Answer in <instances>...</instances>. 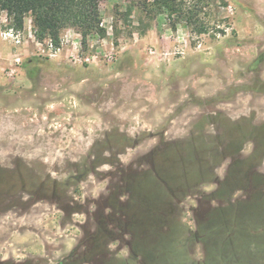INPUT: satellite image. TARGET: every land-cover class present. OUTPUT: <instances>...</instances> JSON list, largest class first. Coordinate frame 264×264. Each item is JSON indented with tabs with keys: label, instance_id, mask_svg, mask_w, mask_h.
I'll list each match as a JSON object with an SVG mask.
<instances>
[{
	"label": "rangeland",
	"instance_id": "1",
	"mask_svg": "<svg viewBox=\"0 0 264 264\" xmlns=\"http://www.w3.org/2000/svg\"><path fill=\"white\" fill-rule=\"evenodd\" d=\"M142 3L0 28V264H264V0Z\"/></svg>",
	"mask_w": 264,
	"mask_h": 264
},
{
	"label": "trees",
	"instance_id": "2",
	"mask_svg": "<svg viewBox=\"0 0 264 264\" xmlns=\"http://www.w3.org/2000/svg\"><path fill=\"white\" fill-rule=\"evenodd\" d=\"M142 4L170 14L182 10L180 0H143ZM2 14L7 23L0 28L13 34L24 31L26 19L31 17L35 39L42 44L49 42L54 48L61 46L62 32L68 28L81 34L84 45L91 36L106 34L99 0H0Z\"/></svg>",
	"mask_w": 264,
	"mask_h": 264
}]
</instances>
